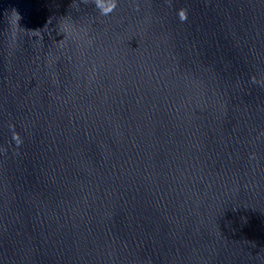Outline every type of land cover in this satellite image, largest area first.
Here are the masks:
<instances>
[{
    "label": "water",
    "instance_id": "1",
    "mask_svg": "<svg viewBox=\"0 0 264 264\" xmlns=\"http://www.w3.org/2000/svg\"><path fill=\"white\" fill-rule=\"evenodd\" d=\"M0 264H264V0H0Z\"/></svg>",
    "mask_w": 264,
    "mask_h": 264
},
{
    "label": "clouds",
    "instance_id": "2",
    "mask_svg": "<svg viewBox=\"0 0 264 264\" xmlns=\"http://www.w3.org/2000/svg\"><path fill=\"white\" fill-rule=\"evenodd\" d=\"M181 18H184L183 13H181Z\"/></svg>",
    "mask_w": 264,
    "mask_h": 264
}]
</instances>
